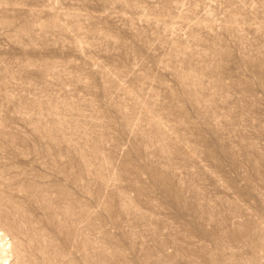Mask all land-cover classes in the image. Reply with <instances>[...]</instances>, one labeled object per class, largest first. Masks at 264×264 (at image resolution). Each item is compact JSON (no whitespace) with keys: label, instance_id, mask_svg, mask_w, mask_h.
Returning <instances> with one entry per match:
<instances>
[{"label":"rangeland","instance_id":"1","mask_svg":"<svg viewBox=\"0 0 264 264\" xmlns=\"http://www.w3.org/2000/svg\"><path fill=\"white\" fill-rule=\"evenodd\" d=\"M0 230V264H264V0H0Z\"/></svg>","mask_w":264,"mask_h":264},{"label":"bare ground","instance_id":"2","mask_svg":"<svg viewBox=\"0 0 264 264\" xmlns=\"http://www.w3.org/2000/svg\"><path fill=\"white\" fill-rule=\"evenodd\" d=\"M7 239L8 236L2 230H0V250H1L0 252L3 254L8 253L10 251V249H8L7 247L11 245V243ZM8 259L5 260L6 261V263L4 262L5 264H10Z\"/></svg>","mask_w":264,"mask_h":264}]
</instances>
